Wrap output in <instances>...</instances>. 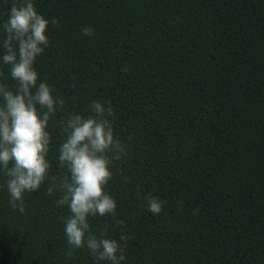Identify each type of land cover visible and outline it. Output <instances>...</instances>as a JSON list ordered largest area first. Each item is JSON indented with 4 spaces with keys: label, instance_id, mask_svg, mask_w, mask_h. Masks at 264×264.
I'll list each match as a JSON object with an SVG mask.
<instances>
[{
    "label": "trees",
    "instance_id": "1",
    "mask_svg": "<svg viewBox=\"0 0 264 264\" xmlns=\"http://www.w3.org/2000/svg\"><path fill=\"white\" fill-rule=\"evenodd\" d=\"M35 5L58 20L35 65L40 78L70 111L110 100L118 135L132 137L108 186L131 237L125 264H264V0ZM5 11L0 0V19ZM52 134L56 174L62 138L58 129ZM46 187L25 195L23 214L0 189V264H66L61 218L70 212L54 206ZM138 187L167 201L160 215L148 211ZM90 223L98 230L114 222L97 216ZM67 264L94 262L80 250Z\"/></svg>",
    "mask_w": 264,
    "mask_h": 264
},
{
    "label": "clouds",
    "instance_id": "2",
    "mask_svg": "<svg viewBox=\"0 0 264 264\" xmlns=\"http://www.w3.org/2000/svg\"><path fill=\"white\" fill-rule=\"evenodd\" d=\"M4 5L0 19V189L8 193L11 207L23 214L25 195L39 192L47 182L45 195L57 197L54 206L70 212L61 218L66 264L80 250H86L94 264H125L131 237L125 234V221L118 218V204L108 186L117 175L113 169L129 156L132 137L122 140L118 135V114L110 100L94 99L86 112L70 111L66 99L55 95L56 89L40 78L35 65L50 45L47 32L50 23H58L57 18L46 19L35 0H4ZM81 32L94 35L91 27H82ZM121 71L128 73L131 66L125 63ZM9 79L13 83H6ZM53 129L62 138L56 174L48 158ZM119 174L130 183L122 171ZM136 195L153 215H160L167 204L139 187ZM177 206L182 210L183 202ZM97 216H111L114 223L94 230L90 218ZM116 228L120 229L118 239L109 238Z\"/></svg>",
    "mask_w": 264,
    "mask_h": 264
}]
</instances>
